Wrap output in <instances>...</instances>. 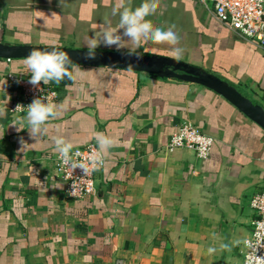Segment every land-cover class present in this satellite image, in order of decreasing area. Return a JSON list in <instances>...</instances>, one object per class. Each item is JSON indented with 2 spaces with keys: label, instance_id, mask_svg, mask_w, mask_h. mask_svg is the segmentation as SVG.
I'll return each mask as SVG.
<instances>
[{
  "label": "crops",
  "instance_id": "1",
  "mask_svg": "<svg viewBox=\"0 0 264 264\" xmlns=\"http://www.w3.org/2000/svg\"><path fill=\"white\" fill-rule=\"evenodd\" d=\"M119 2L0 0V43L90 50L106 21L118 26L111 13ZM124 2L134 9L144 0ZM147 19L165 30L175 26L179 62L264 106V50L233 34L212 11L195 0H159ZM170 47L142 41L138 47L126 42L120 51L102 44L94 50L175 60ZM69 70L74 82L48 84L58 92L57 116L33 139L26 128L16 130L17 117L9 113L18 97L9 75L31 74L24 60L0 59V107L6 109L0 116V264H242V247L227 251L219 244L251 235V200L264 191V130L197 84L105 67ZM187 121L215 138L209 159L168 149ZM101 133L115 143L97 174L98 194L70 199L53 137L78 148L97 144ZM213 246L217 251L209 255Z\"/></svg>",
  "mask_w": 264,
  "mask_h": 264
},
{
  "label": "clouds",
  "instance_id": "2",
  "mask_svg": "<svg viewBox=\"0 0 264 264\" xmlns=\"http://www.w3.org/2000/svg\"><path fill=\"white\" fill-rule=\"evenodd\" d=\"M158 2L159 0H144L139 7L133 9L127 6L124 0H120L112 8L111 13L112 16L119 17L118 26L113 28L110 21H106V26L102 28L99 36H93L90 40V50L84 54V58L86 60L95 59L97 54L94 49L101 44L109 48L115 47L117 51H120L126 47V42L138 47L142 41H151L154 45L167 44L171 46L170 55L175 60H180L183 49L177 47L180 42V36L174 31L175 26H169L165 30L155 27L147 19V17L155 14ZM121 30L123 31L121 32ZM126 54L132 56L133 52L130 50ZM136 58L137 60L141 59L138 55ZM24 64L31 74L28 83L35 88H39L41 82L44 85H48L51 82L59 84L65 78L73 82L76 80V75L69 70L72 65L69 53L57 48H52L51 50L32 48L24 59ZM129 68H131V65H129ZM5 112V107H0V116H3ZM14 112H26L24 116H17L16 123L13 125L16 126L18 132L26 128L33 139L46 134L48 122L57 116L56 105L50 99H42L41 97L35 98L27 107L18 104ZM23 125H27V127H23ZM96 139L98 148L92 152L87 162H82L78 159L80 153H73V144L63 136L57 135L53 137V150L58 154L63 164L72 171L79 168L84 175H87L90 171L98 170L103 166L104 154L115 143L113 138L102 133L97 134ZM19 142L22 148L26 144L22 137ZM213 238L218 239L216 234H213ZM233 247H242L246 250L244 264H264V256L257 254L260 249H264V231H257L254 237L236 238L227 243L221 242L219 244L220 250L231 251ZM216 251L217 248L214 246L207 249L209 255L216 253Z\"/></svg>",
  "mask_w": 264,
  "mask_h": 264
},
{
  "label": "built area",
  "instance_id": "3",
  "mask_svg": "<svg viewBox=\"0 0 264 264\" xmlns=\"http://www.w3.org/2000/svg\"><path fill=\"white\" fill-rule=\"evenodd\" d=\"M212 11L213 15L222 25L227 27L239 38L253 43L264 50V0H195ZM10 62V61H9ZM10 80L18 88V97L12 102L9 113L13 117L25 115L26 112H14L16 106L27 107L35 98H48L53 103L58 92L55 86L44 85L41 82L39 88L28 83L31 76L9 75ZM211 141V142H209ZM215 145V138L204 133L191 122H183L171 137L169 150H190L196 153L201 160H207L211 156ZM97 144H89L83 147L73 148L72 152H79V160L87 162L92 152L97 150ZM107 159L104 155V164L98 170H92L84 175L81 169L71 170L56 156L55 164L58 175L66 184V194L73 200H84L98 194L97 174L105 168ZM74 191V192H73ZM73 194L70 195V193ZM251 209L255 213L252 222L250 237H254L257 231H264V191L256 193L251 200ZM264 256V249L257 253ZM246 250L244 253L245 262Z\"/></svg>",
  "mask_w": 264,
  "mask_h": 264
},
{
  "label": "water",
  "instance_id": "4",
  "mask_svg": "<svg viewBox=\"0 0 264 264\" xmlns=\"http://www.w3.org/2000/svg\"><path fill=\"white\" fill-rule=\"evenodd\" d=\"M32 48L51 50L57 48L68 52L72 65L120 69L136 73H147L161 79L179 81L203 86L223 97L244 116L264 130V106L245 96L236 86L229 84L208 71L183 62L158 55H143L127 52L97 51L96 58L86 60L88 49H70L58 46L10 45L0 43V59L7 61L24 60ZM141 57L137 60L136 56ZM131 65V68H129Z\"/></svg>",
  "mask_w": 264,
  "mask_h": 264
}]
</instances>
